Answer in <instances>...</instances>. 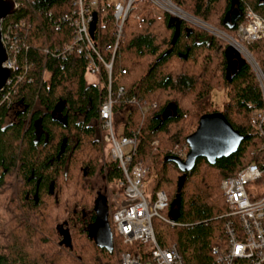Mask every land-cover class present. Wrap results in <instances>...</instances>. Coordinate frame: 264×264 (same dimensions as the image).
<instances>
[{"label": "trees", "instance_id": "16d2710c", "mask_svg": "<svg viewBox=\"0 0 264 264\" xmlns=\"http://www.w3.org/2000/svg\"><path fill=\"white\" fill-rule=\"evenodd\" d=\"M14 1L15 11L4 20L27 23V48L16 55L20 78L13 82L10 105L0 103V264H118L125 246L115 238L112 251L101 248L87 228L93 218L90 178L105 169L106 181L116 183L121 173L113 160L100 166L97 108L102 84L87 81L80 55L58 54L71 40V27L62 18L70 11V2ZM171 2L231 32L235 25L229 28L222 22L230 7L236 6L241 15L249 5L264 18V0ZM93 36L107 57L105 46L113 40L109 10ZM225 47L226 42L206 30L136 0L112 63L114 130L138 131L136 156L147 167L151 190L162 189L168 206L178 192L173 204L178 224L154 217L152 227L157 243L174 244L185 264L212 262V247L223 234L225 217L219 215L226 210L219 179L264 160L262 139L246 120L251 110L262 106L258 80L246 60L237 62L235 72L226 77ZM247 48L264 67V39L248 43ZM217 86L226 97L219 111L243 138L233 153L212 164L198 156L177 189L181 172L164 156L173 154L175 145L187 150L184 138L199 115L209 111L210 92ZM118 87L122 94H117ZM131 97L136 103H128ZM141 104L148 107L141 111ZM166 110L170 113L161 118ZM168 206L163 215H168ZM62 219L68 223L67 245L54 242L55 222Z\"/></svg>", "mask_w": 264, "mask_h": 264}, {"label": "built area", "instance_id": "2783aa9c", "mask_svg": "<svg viewBox=\"0 0 264 264\" xmlns=\"http://www.w3.org/2000/svg\"><path fill=\"white\" fill-rule=\"evenodd\" d=\"M135 1L69 0L71 9L62 18L71 27V40L63 45L58 54L64 55L65 52L74 51L80 55L85 61L86 73L93 75L94 82L102 84L104 89L97 108L103 158H107L106 161H115L121 173V177L115 183L120 189V197L107 202L108 223L113 240L117 238L125 246V249L119 252L118 264H185L174 244L161 246L155 239L152 227L154 217L169 224L178 222L161 213L168 206L166 193L162 189L150 191L145 187L147 167L142 159L136 156L138 131L131 129L129 134H116L114 130L111 69L123 24L130 15ZM145 1L157 11L168 12L182 19V15L171 11V7L174 6L178 10L179 7L170 0ZM14 3L16 6L15 1ZM108 10L112 16L113 40L105 46L108 53L106 57L99 49L94 36L91 37L89 33V22L94 11L96 13L94 34L96 29L105 23ZM4 19L0 21V40L7 57L2 65L10 67L12 73L0 89V103L4 102L8 106L10 94L14 90L13 82L20 78L19 73L15 72L16 55L27 48L24 42L27 23L23 20ZM235 32L237 40L242 44L264 39V18L249 5H244L235 23ZM241 43L237 44L242 46ZM43 51L46 54L48 50L44 47ZM251 66L256 72L262 106L249 113L247 122L259 133L262 139L260 149L264 155V72L254 60ZM120 72L123 73L124 70L120 69ZM116 90L117 94L124 92L121 87ZM128 103L136 102L131 97ZM150 105L155 106V103ZM147 107L146 104L140 105L141 111ZM156 142L154 139L152 144L155 145ZM184 148L185 146L175 145L173 154L183 158L186 152ZM218 187L226 210L219 215L225 217L222 225L223 234L212 247L211 264H264V160L260 164L247 163L234 174L221 177Z\"/></svg>", "mask_w": 264, "mask_h": 264}, {"label": "water", "instance_id": "95a60500", "mask_svg": "<svg viewBox=\"0 0 264 264\" xmlns=\"http://www.w3.org/2000/svg\"><path fill=\"white\" fill-rule=\"evenodd\" d=\"M15 9L14 0H0V21L7 15L13 13ZM91 15L92 19L89 22V33L91 37H93L96 13L93 11ZM239 15L240 11L236 6L230 7L224 13L222 22L226 27L232 28ZM173 17L181 19L174 15ZM177 32L178 30L176 29L171 42H173ZM165 53L166 51H164L161 56ZM224 54L226 57L225 76L228 77L230 73L232 74L235 72L237 62L245 60V58L241 56L239 51L230 43L226 44ZM6 57V51L0 40V89L4 86L6 79L12 73L10 67L2 65ZM169 113L170 110L164 111L161 118H165ZM242 138L243 135L232 127L221 111L213 110L200 114L195 128L184 138L187 145L184 157L182 158L174 154H167L164 156L165 160L172 161L181 172L177 180V189H179L185 178V172L193 168L195 159L198 156L204 157L212 164L217 158L233 153ZM61 149L62 144L60 145V150ZM178 197V192H176L168 206V215L172 220L177 217V208L173 207V204L178 202ZM92 209L94 217L88 233L96 245L108 251H112L114 248V240L108 223L107 202L103 195L98 194L94 197Z\"/></svg>", "mask_w": 264, "mask_h": 264}, {"label": "rangeland", "instance_id": "374dc122", "mask_svg": "<svg viewBox=\"0 0 264 264\" xmlns=\"http://www.w3.org/2000/svg\"><path fill=\"white\" fill-rule=\"evenodd\" d=\"M179 9H181V8L179 7ZM181 10L186 13L184 16L182 15V20H185V21H187L193 25H196V26L206 30L210 34L219 37L221 40L226 42V44L230 43L234 48H235L234 44H236V46H238V47L240 46L239 44H237V43H241V42L239 40H237L235 30H234V32L233 31L232 32L226 31V30H224V29H222L216 25H213L209 22L203 21V20L189 14L188 12L184 11L183 9H181ZM240 47H241V49L239 51L240 55L246 59V62L250 65V67H251V69L255 75L256 72H254L251 64H252V60L256 61V59L252 56V54L248 50L247 44H242V46H240ZM258 67L264 72V67L260 63H258ZM225 99H226V97H225V92H224L223 88L217 86L211 90L210 98H209V104L207 105L206 108L209 111H213L212 109L219 111L221 109L222 103L225 101ZM248 115H247V118H248ZM247 118H246V120H247ZM195 126H192V130L195 128ZM106 159L107 158H103V157L100 158V166L101 167L104 166ZM104 173H105V169L104 170L102 169V171H100L99 173H95L94 176H92L90 178V186H91V191L93 193H94L95 189L103 187V179H104L103 176L105 175ZM145 181L147 184H149L150 191H154L155 189L151 190L152 189L151 179L150 178L148 179V177L146 176ZM119 191H120V189L115 186V183H110V182L107 183L106 201L108 202V201H113V199L114 200L118 199L120 197Z\"/></svg>", "mask_w": 264, "mask_h": 264}, {"label": "flooded vegetation", "instance_id": "af4514ba", "mask_svg": "<svg viewBox=\"0 0 264 264\" xmlns=\"http://www.w3.org/2000/svg\"><path fill=\"white\" fill-rule=\"evenodd\" d=\"M21 111H25V106H23L21 108ZM28 114H29V111H26V115H28ZM97 128H98V140H99L100 149H101V157H104V155H103V143L101 141V130L98 127V121H97ZM97 173H99V172H97ZM103 178H104L103 179V187L102 188L95 189L93 195H94V197H96L98 194H101L106 199L107 183L108 182L106 181L105 175L103 176ZM92 212H93V209H92ZM88 215H89V213H87L86 217ZM93 217H94V214H93ZM92 221H93V218L87 222V224H88V227H87L88 230L90 228V225H91ZM54 226H55V229H56V233L58 235V238L56 240H54V242L57 243V244L67 245V241L69 242V240H67L68 237H69V235L67 233V231H68V223H67V221L65 219H62V220H60L58 222H55V225Z\"/></svg>", "mask_w": 264, "mask_h": 264}, {"label": "bare ground", "instance_id": "6f19581e", "mask_svg": "<svg viewBox=\"0 0 264 264\" xmlns=\"http://www.w3.org/2000/svg\"><path fill=\"white\" fill-rule=\"evenodd\" d=\"M173 8H175L174 6L173 7H171L170 9H171V11L172 12H175L176 14H179V15H185L186 13L185 12H183L182 10H178L177 8H175V9H173ZM187 17V16H186ZM234 46H235V48L238 50V51H240V49H241V47L239 46H236V44H234Z\"/></svg>", "mask_w": 264, "mask_h": 264}, {"label": "crops", "instance_id": "0c3cea01", "mask_svg": "<svg viewBox=\"0 0 264 264\" xmlns=\"http://www.w3.org/2000/svg\"><path fill=\"white\" fill-rule=\"evenodd\" d=\"M86 79L88 82H94L95 81V77L93 75H89V74L86 75ZM145 187L147 188V190H150L149 184H147L146 181H145Z\"/></svg>", "mask_w": 264, "mask_h": 264}]
</instances>
